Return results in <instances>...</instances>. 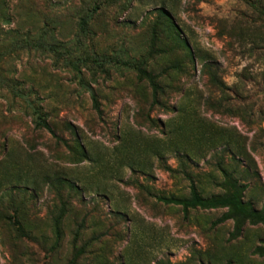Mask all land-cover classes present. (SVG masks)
<instances>
[{"label": "rangeland", "instance_id": "rangeland-1", "mask_svg": "<svg viewBox=\"0 0 264 264\" xmlns=\"http://www.w3.org/2000/svg\"><path fill=\"white\" fill-rule=\"evenodd\" d=\"M230 182L264 208V0H0V264H264V224L158 200Z\"/></svg>", "mask_w": 264, "mask_h": 264}, {"label": "trees", "instance_id": "trees-1", "mask_svg": "<svg viewBox=\"0 0 264 264\" xmlns=\"http://www.w3.org/2000/svg\"><path fill=\"white\" fill-rule=\"evenodd\" d=\"M164 16L167 18V14L162 10ZM92 18V15H89L88 18L83 20V25H86L88 21ZM40 46L45 47L44 44L39 43ZM140 72L143 76H145L150 84L153 87V93H154V103H159V93L163 92L164 89L160 86V84L156 81L154 76H152L147 71L140 69ZM212 83L213 85L218 89V91L222 94H226L228 91V88L226 84L217 79L215 76H212ZM92 98L93 103L95 106V109L98 111H101L100 105L98 102L97 95L92 92ZM37 125L39 127H43L47 130H49L55 137H57L55 131L51 127V125L46 121V119L38 112V118H37ZM229 186L231 187V192L228 195L225 196H214L210 198H205L201 196V194L198 192L195 185L192 183L191 185V195L189 198H163L158 197V200L160 202H163L168 205H176L181 206L185 211H188L190 209H196V208H202V209H217L221 207H227L228 212L225 213L217 222H225L229 219H236V220H246L250 221L254 224L262 223L264 224V208L262 210L256 209L251 203H246L244 201L243 194L248 187V185H239L236 182H230ZM14 224L16 225L17 229L21 232H23V227L19 220H15ZM242 232L241 227H237L235 234L236 236H239ZM81 254V251H79L75 257L72 259L71 264H75L76 258Z\"/></svg>", "mask_w": 264, "mask_h": 264}]
</instances>
